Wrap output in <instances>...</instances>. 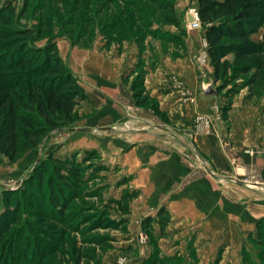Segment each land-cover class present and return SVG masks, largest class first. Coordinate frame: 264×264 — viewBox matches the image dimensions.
<instances>
[{
  "label": "rangeland",
  "instance_id": "374dc122",
  "mask_svg": "<svg viewBox=\"0 0 264 264\" xmlns=\"http://www.w3.org/2000/svg\"><path fill=\"white\" fill-rule=\"evenodd\" d=\"M162 1L141 0L154 2L152 10ZM179 2L184 16L187 1ZM93 6L92 0H0V8L15 9L17 25L44 24L38 45L52 28L62 33L54 24L64 17L77 19L64 27L76 37ZM253 38L262 40L264 27ZM255 59L264 69V53ZM255 72L233 73L217 94L215 117L197 120L198 134L167 117L144 121L128 103L127 119L84 129L91 114L78 106L76 119L36 148L13 161L3 156L0 264L15 262L12 250L24 257L36 248L30 264H264V232L257 227L264 220V70L256 81ZM195 136H211V148H200ZM50 155L76 161V169L60 168L73 172L61 218L49 203L50 191L64 185ZM44 231L56 237L50 247Z\"/></svg>",
  "mask_w": 264,
  "mask_h": 264
},
{
  "label": "trees",
  "instance_id": "16d2710c",
  "mask_svg": "<svg viewBox=\"0 0 264 264\" xmlns=\"http://www.w3.org/2000/svg\"><path fill=\"white\" fill-rule=\"evenodd\" d=\"M92 2L93 17H82L81 31L76 37L71 29H64L66 25L77 24L75 17H64L57 24L49 17L48 24L53 26L54 21V26L60 24L62 33L57 35V30L52 28L53 35L44 45L36 44L43 33L42 22L37 29L19 26L14 21L13 7L0 8V161L3 156L15 160L21 152L39 146L50 131L70 125L76 119L80 102L88 98L79 77L60 54L58 36L67 35L73 44L86 47L93 44L98 32L108 42L136 40L140 43L151 34L165 42L183 43L179 34L161 27L164 24L179 25L176 0H164L154 10L150 9L154 2L148 5L141 0ZM198 9L206 29L208 52L214 67L213 79L216 84L220 83L216 85L217 94L232 82L233 73L239 70L248 73L256 68L252 79L256 81L255 78L261 75L259 72L264 70L262 61L255 59L256 54L264 53V38L256 40L253 35L264 27V0H198ZM155 24L160 27L153 28ZM142 82L138 77L134 84L135 96L140 103L147 101L146 95L139 98L143 94ZM48 162L59 170L60 182L64 184L49 194V203L61 218L73 172L65 175L60 168L76 169V161L50 155ZM34 174L41 177L37 169ZM257 227L264 232V220L259 221ZM44 232L48 240L43 242L50 247L56 237L49 231ZM12 251L16 255L11 264H30L37 248L24 257ZM8 261L6 258L5 264Z\"/></svg>",
  "mask_w": 264,
  "mask_h": 264
},
{
  "label": "crops",
  "instance_id": "0c3cea01",
  "mask_svg": "<svg viewBox=\"0 0 264 264\" xmlns=\"http://www.w3.org/2000/svg\"><path fill=\"white\" fill-rule=\"evenodd\" d=\"M179 1L176 0L179 25L161 27L179 34L183 43L165 42L151 34L140 43L136 40L108 42L100 32L89 47L73 44L68 37L57 39L62 58L79 77L88 97L87 102L83 100L78 105L84 113L91 114L83 119L90 124L82 128H108L127 119L122 109L124 103L136 109L143 120L167 117L170 123L182 127L181 131L192 135L198 134V119L215 117L213 106L218 102L217 94L206 92L210 86L216 87L206 29H186L182 16L184 5ZM157 27L160 25L153 26ZM138 77L147 96L144 103L138 102L135 96L134 84ZM148 127L146 124L144 133L150 132ZM195 138L202 143L200 148H211V136Z\"/></svg>",
  "mask_w": 264,
  "mask_h": 264
},
{
  "label": "built area",
  "instance_id": "2783aa9c",
  "mask_svg": "<svg viewBox=\"0 0 264 264\" xmlns=\"http://www.w3.org/2000/svg\"><path fill=\"white\" fill-rule=\"evenodd\" d=\"M184 1H187V4L185 6V15L183 16L185 19L186 29L189 31L202 28L203 24L199 14L198 0Z\"/></svg>",
  "mask_w": 264,
  "mask_h": 264
},
{
  "label": "water",
  "instance_id": "95a60500",
  "mask_svg": "<svg viewBox=\"0 0 264 264\" xmlns=\"http://www.w3.org/2000/svg\"><path fill=\"white\" fill-rule=\"evenodd\" d=\"M207 94L208 95H216L217 94V89L215 86H210L208 89H207Z\"/></svg>",
  "mask_w": 264,
  "mask_h": 264
}]
</instances>
